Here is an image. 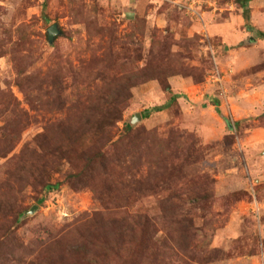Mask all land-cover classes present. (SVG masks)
Masks as SVG:
<instances>
[{"label": "rangeland", "instance_id": "374dc122", "mask_svg": "<svg viewBox=\"0 0 264 264\" xmlns=\"http://www.w3.org/2000/svg\"><path fill=\"white\" fill-rule=\"evenodd\" d=\"M242 2L0 0V264L110 230L109 264H264V0ZM140 212L137 255L117 224Z\"/></svg>", "mask_w": 264, "mask_h": 264}, {"label": "trees", "instance_id": "16d2710c", "mask_svg": "<svg viewBox=\"0 0 264 264\" xmlns=\"http://www.w3.org/2000/svg\"><path fill=\"white\" fill-rule=\"evenodd\" d=\"M247 3V0H243L242 7L245 8V5ZM247 10V9H246ZM244 10L243 14L244 17H246L247 11ZM263 38H264V34ZM164 90H169V86L165 85ZM177 95L173 94L170 96V102L176 101ZM214 105H216V102H214ZM164 108V106H157L150 109H145L144 114L142 115L143 118H146L149 116L150 112L155 111H161ZM216 112L219 113L220 111L216 109ZM106 119L105 116H103V120ZM225 124L227 127L230 128V121L227 118H224ZM43 137V139H46V142L49 144V140L46 136L40 135V137ZM42 149V144L38 146ZM33 151V150H32ZM31 151V152H32ZM35 154V153H34ZM59 187V182H55L53 184H46V188L48 190H57ZM85 227L87 230H90L94 226L100 224L102 227L111 228L114 226V223L112 221L102 219L100 216L93 214L87 221ZM110 225V226H109ZM117 226L119 227L120 232L118 233L120 238L127 243L135 244L137 247L135 251L137 252V255L141 253V251L144 249V247L152 242L153 232H152V221L151 217H149L148 214L145 212H140L139 214H126V217L121 221L118 222ZM190 229H197L194 227L192 222L189 223ZM104 231V230H103ZM89 238L85 237L84 242H76V241H69L67 242V251L68 253H71L74 255L75 258L67 257L65 253L60 255L58 258L54 256H46L43 259H34V261H31L29 264H70L69 261L71 259L76 260L74 263H81V264H109V261L114 260L111 256V252H114L117 254L118 251H114L111 244L112 237L114 235V231L110 230L107 233L104 232V241L103 244H106V247L103 251H97L95 250V238L94 234L91 232L88 233ZM94 235V236H93ZM108 237V239L106 238ZM59 242V241H58ZM59 244V243H58ZM97 252H101L100 254H96ZM70 255V254H69ZM71 256V255H70ZM77 258V259H76ZM118 264H125L124 262L120 261V258H118ZM4 263L8 262V260L5 259L3 261Z\"/></svg>", "mask_w": 264, "mask_h": 264}, {"label": "water", "instance_id": "95a60500", "mask_svg": "<svg viewBox=\"0 0 264 264\" xmlns=\"http://www.w3.org/2000/svg\"><path fill=\"white\" fill-rule=\"evenodd\" d=\"M57 34V30H56V26L52 25L47 29V38H48V42L52 41V38L54 37V35ZM137 117L140 118V116L138 115ZM33 210L29 211V213H32Z\"/></svg>", "mask_w": 264, "mask_h": 264}]
</instances>
